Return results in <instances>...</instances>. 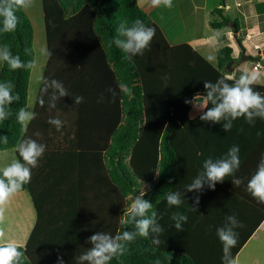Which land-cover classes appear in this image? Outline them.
<instances>
[{"label":"trees","instance_id":"trees-1","mask_svg":"<svg viewBox=\"0 0 264 264\" xmlns=\"http://www.w3.org/2000/svg\"><path fill=\"white\" fill-rule=\"evenodd\" d=\"M41 4L47 50L52 53L42 77L61 81L69 96L49 108L45 94L41 106L40 83L33 109L36 118L30 126L36 125L35 130L46 137L43 144L48 149L43 161L47 162L48 176L37 191L32 181L22 188L30 193L36 213L29 237L21 245L23 264H57L58 254L64 264H78L77 257L91 246L87 243L89 236L97 231L115 234L121 228L120 216L130 204L129 197L138 195L143 186L144 198L163 217L159 223L164 231L159 246L151 243V234L148 238L137 237L130 245V254L121 258L124 264H154L156 259L161 264H201L203 249L197 243L207 238L219 244L216 229L224 224L220 214L226 209L212 206L220 185L210 189L205 184L200 192H187L185 186L197 175L188 179L183 174L191 168L199 174L204 160L219 156L208 152L209 148L225 145L226 138L246 151L252 146H264L262 138H258L257 145L251 140L253 136L248 134L254 124L243 117L237 123L233 121L236 124L228 132L222 129L223 121H201L202 112L189 117L193 104L185 100L199 95L196 102H202L204 81L215 82L226 76L235 61L232 48L227 43L217 48L216 62L212 64L188 43L171 45L137 0H41ZM221 9L213 10L220 16L211 21L214 28L227 25ZM16 15V30L0 34V45L9 44L13 55L25 62L35 60L32 22L24 9L17 10ZM137 18L155 28L156 34L143 55L128 61L109 42L121 20L131 24ZM233 22L239 29V24ZM237 42L241 44L240 38ZM26 48L31 55L25 54ZM30 73L28 69L11 71L4 62L0 67V82L10 80L13 94L20 97L10 106L12 115L0 122V135L8 137L7 144L0 142V151L13 148L18 159L16 144L24 131L15 114L21 107L27 108ZM118 81L125 82L130 93L116 89ZM109 88L117 90L115 101ZM253 88L259 91L255 85ZM259 92L264 95V90ZM76 96H82L83 102L74 104ZM41 115L48 116L41 119ZM50 117L64 122L59 131L48 123ZM236 126L243 129L242 135L237 134ZM58 135L61 136L57 138ZM182 163H186L185 169ZM177 183L184 184L179 190L183 203L170 208L164 194L176 191ZM87 189L93 190L94 197ZM197 195L200 203L193 210ZM173 212L188 216L181 231L170 219ZM204 218L209 222L206 225ZM238 250L233 247L232 257ZM110 264L118 262L113 259Z\"/></svg>","mask_w":264,"mask_h":264},{"label":"clouds","instance_id":"clouds-1","mask_svg":"<svg viewBox=\"0 0 264 264\" xmlns=\"http://www.w3.org/2000/svg\"><path fill=\"white\" fill-rule=\"evenodd\" d=\"M33 2L34 0H0V34L15 31L19 23L16 11L32 7ZM151 4L167 8L173 6L172 0H151ZM155 34L156 29L146 26L139 18L133 20L131 24L127 20H121L109 46L115 45L124 53L123 59L131 61L133 57L143 55L144 50L151 45ZM220 36L221 32L216 31L209 39L217 41ZM257 47L260 45L257 44ZM43 51L48 56L52 55L47 49ZM25 54L31 55V50L26 48ZM0 61L6 63L11 71L31 70L36 65L35 60L25 62L19 55H13L10 45L6 43L0 45ZM261 78L262 74L259 70L252 67V69L241 70L238 77L233 73L222 76L215 82L204 81L203 87L206 92L203 95V101L197 103L196 98L199 96L197 95L193 100H185V103L193 104L198 111L202 112L199 116L201 121L212 123L223 121L222 129L225 132L230 131L233 121L241 117L249 124H253L257 118L264 120V95L253 88V85L260 82ZM40 83L42 84V95L39 101L41 106L45 103L43 98L45 94L48 95L49 108H55L59 99L69 96L61 81L41 77ZM13 89L14 85L10 80L0 82V122L7 120L12 115L10 106L20 99L18 93L13 94ZM116 89L125 94L130 93L128 85L123 81L117 82ZM116 89L109 88L107 90L111 93L113 101L117 95ZM83 99L82 96H76L74 104L82 103ZM209 104L211 107H208ZM15 115L17 122L25 132L28 124L36 118V113L25 107H21ZM48 123L59 131L64 122L58 117H50ZM41 135L42 133L39 131L34 133L36 137ZM257 135L259 136L260 133ZM0 142L7 144L8 137L0 135ZM45 150V144L32 137H24L19 139L16 144L19 159H13L0 168V224L4 221L5 206L12 196L31 181L32 169L38 167V162ZM239 153V146L233 145L221 158L209 157L204 160L203 170L191 184L186 186L185 190L200 192L205 184L210 189H214L215 185L218 182L222 183L226 176H232V184L240 186L244 183V179L235 176L241 164ZM246 190L258 203L264 204V154H261L255 170L247 179ZM145 195L146 192L140 189L138 195L129 197L131 202L120 216L121 228L115 234L97 231L88 237L87 243L91 246L77 257L78 264H110L113 259L118 264H124L121 258L130 254V245L136 241L137 237L148 238L151 234V243L155 246L160 245V236L164 229L159 220L163 217L153 208V204L144 198ZM164 196L170 208L173 206L178 208L183 203L180 191H168ZM199 203L200 198L197 195L194 197L195 206L191 208L196 210ZM170 219L173 221L175 229L181 231L188 216L182 212H173ZM129 226L131 230H129ZM240 227L243 225L235 215H226L224 224L216 229V235L222 245V264H237V261L232 257L231 249L238 242L239 234L235 229ZM24 260L25 253L21 250V245L8 238L4 228L0 227V264H23ZM57 264H64L62 255L58 254ZM154 264H161V261L156 259Z\"/></svg>","mask_w":264,"mask_h":264},{"label":"crops","instance_id":"crops-1","mask_svg":"<svg viewBox=\"0 0 264 264\" xmlns=\"http://www.w3.org/2000/svg\"><path fill=\"white\" fill-rule=\"evenodd\" d=\"M195 1L196 0H194L192 3L194 10L196 8L202 10H209L210 14H213L214 8L222 7L220 13L227 17L228 19L227 25L223 26V28L221 27L214 28L211 26L210 23L211 21L216 19L209 18V20H206V22L209 23L208 25L213 28V34L216 31H220L221 36L218 38L217 41H212L211 39H209L213 34H211V36L196 35V36H192L191 38H188L185 41L183 40L181 42H175V43H170L168 40L167 41L171 45L188 43L199 53L201 52L199 50L200 47L203 49V51H205L206 48H210L211 50H213L211 52V55L208 54L209 52L206 54L200 53L209 62L210 59L208 57L212 56V53L213 55L215 53L213 59L216 62L217 48L227 43L232 48V56L235 59V61L234 63H232V66L228 67L226 76L232 75L233 73L240 74L241 70H243L244 68L252 69L253 65L257 63L259 64L257 69L262 74V78L260 82L255 84V87H258L259 91L264 90V0H235L234 4L236 6H240L239 8H242L241 11L240 9L238 10L233 9V7L228 4L229 0H212L210 5H215L214 7L209 6L208 4L209 0H197L201 2H195ZM234 20L239 24V29H237V27L235 26L237 30L236 39L233 37L234 35L233 25H235L233 22ZM229 33L231 34L230 36L228 35ZM239 38L241 40V44L237 42ZM218 41L220 43H218ZM257 44H259L260 47H257ZM242 56L250 57V59L245 58L243 60L241 59ZM1 65H2V61H0V67ZM199 113H201V111H198L194 106H192V108L189 110V117L195 118L196 116L199 115ZM238 120L239 118L235 120V122L237 123ZM236 123L233 122V125ZM253 124H254L252 126L253 131L250 130L248 135L253 136L251 140L254 142V144L257 145L259 141L258 138H262V142H264V120L257 118ZM29 126L30 123L27 126L26 132L24 131L23 133L24 134L23 138L32 137L33 139L38 140V142L42 140L43 142L40 143H44V139L46 138L44 137L45 135H41L40 137L34 136V133L37 131L35 130L36 125H32L33 127L31 126L29 127ZM238 128L239 126H236L237 134L242 135V131ZM260 128L262 130H259ZM257 133H260V135L258 136ZM245 135H247V133H245ZM60 136L61 135H58L56 137L58 138ZM224 143L225 145L222 146L218 145L217 147L214 148L208 147L209 148L208 152L219 155V156H215V158L213 159L221 158L228 151V149L231 146H233L228 141L227 138L224 140ZM239 148H240L239 156H240L241 164L239 170L235 173V176L243 178L244 183H242L240 186H235L231 182L233 177L226 176L222 183L218 182L216 184V185H220L218 186L220 187V189L216 192L214 198H212V206H214V208L219 207V209H223V208L226 209L223 213L220 214V216L225 218L226 215H235L243 225V227L235 229V231L238 232L239 234L238 242L236 244V246L239 247V250L233 257L236 261H237L236 258L239 255L243 246H245L248 240L250 239V237L253 234H255L256 231L264 225V204L258 203L257 200H255L246 190L247 179L255 170L261 154H264V146H260V145L252 146L248 151H246L245 148L242 146H239ZM47 149L48 148L46 147V150ZM43 160H44V156L40 158L38 162V167L32 169L31 181L36 191L38 189L37 186H40L41 184L44 185V182L46 180L45 178L48 176V171L45 166V163L47 164V162ZM182 168L184 169L186 168V163L184 164L182 163ZM192 175H198L195 168L188 169L187 174L186 175L183 174V177H188V179H190ZM182 182L185 183L184 181ZM183 183H179V184L177 183L176 191H179L180 188L181 189L184 188ZM87 193H89L91 197H94L92 189L90 190L87 189ZM28 194L30 195L29 192ZM207 222L208 221L204 218V225H206ZM256 224L257 226L255 227ZM222 225L223 224H221L220 227ZM254 227L255 229L252 231ZM205 230H207V228H205L203 231ZM251 231H252L251 235L248 236V238H246V235ZM197 245H201L200 249H203L202 250L203 253L200 254L201 258H199L202 261L201 264H222L221 257L223 255V252H222V245L220 242L219 244L211 243L206 238L205 242L197 243ZM256 253L257 252H255V254ZM254 260H256V256L252 258L251 264H255L253 263ZM246 264H248L247 261Z\"/></svg>","mask_w":264,"mask_h":264},{"label":"rangeland","instance_id":"rangeland-1","mask_svg":"<svg viewBox=\"0 0 264 264\" xmlns=\"http://www.w3.org/2000/svg\"><path fill=\"white\" fill-rule=\"evenodd\" d=\"M193 1L194 0H172L173 6L167 8L164 6H152L151 0H137L143 10L158 23L170 43L185 41L196 35L211 36V34H213V28L208 25L209 23H207L206 20H209V18L220 19V16L218 13L210 14L209 10L198 8L194 10ZM195 2L201 1L196 0ZM211 2L212 0L208 1L209 6L214 7L215 5H210ZM234 2L235 0H229L228 4L232 6L233 9H240L241 11L242 8L236 6ZM24 10L29 16L34 29L33 47L36 65L31 69L27 101V109L33 111L40 87V78L43 75L48 55L44 54L43 51L47 49V44L41 0H34L33 6ZM223 26L221 28H223ZM218 43L220 42L218 41ZM199 50L201 54L209 52V55H211L213 51L210 48H206L205 51H203L201 47ZM214 56L215 53L214 55L212 53V56L208 57L212 64H215L213 59ZM46 116L48 115H41L40 118L42 119ZM61 142L65 144L63 140H61ZM13 159H18L13 148L0 151V168L10 163ZM141 189L145 191L146 186H143ZM35 219V208L30 195L28 191L22 190L12 196L5 206L4 221L0 224V227L4 228L8 238L23 245L29 237ZM255 252L257 253L255 254ZM255 256L256 260H254L253 263L264 264V225L259 228L256 233L250 237L246 245L243 246L236 258L238 261L237 264H246V261L248 264H251L252 258Z\"/></svg>","mask_w":264,"mask_h":264},{"label":"water","instance_id":"water-1","mask_svg":"<svg viewBox=\"0 0 264 264\" xmlns=\"http://www.w3.org/2000/svg\"><path fill=\"white\" fill-rule=\"evenodd\" d=\"M233 29H234V35H233V37L236 39V31H237V30H236L235 25H233ZM245 58L250 59V57H244V56L241 57V59H243V60H244ZM229 65H230V63H228L227 66H229ZM118 171H119V174H120V175H123V173H122L121 170H118Z\"/></svg>","mask_w":264,"mask_h":264},{"label":"built area","instance_id":"built-area-1","mask_svg":"<svg viewBox=\"0 0 264 264\" xmlns=\"http://www.w3.org/2000/svg\"><path fill=\"white\" fill-rule=\"evenodd\" d=\"M258 66H259V64L256 63L253 65V68H257Z\"/></svg>","mask_w":264,"mask_h":264}]
</instances>
